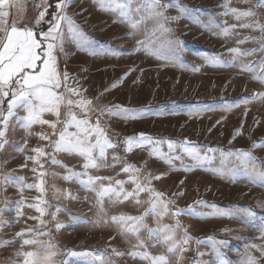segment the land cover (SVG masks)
<instances>
[{
    "label": "rangeland",
    "instance_id": "rangeland-1",
    "mask_svg": "<svg viewBox=\"0 0 264 264\" xmlns=\"http://www.w3.org/2000/svg\"><path fill=\"white\" fill-rule=\"evenodd\" d=\"M166 2L161 0V3ZM49 3V13H52L54 0ZM176 3L180 7L157 9L166 17H179L176 20L151 16L146 0H134L133 9L141 4L144 7L138 13L133 12L130 20H123L118 11L105 10L98 0H74L69 4L67 15L85 36L81 46L65 28L64 50L56 53L59 68L69 73V86L78 88L81 97L92 100L93 107L119 105L135 112L127 117L104 115L100 118L108 138L116 145L107 149L101 167L85 170L83 157L74 153H55L56 159L76 172L87 171L89 176L111 178L86 187L75 179L65 181L62 177L68 174L66 169L51 163L53 149L50 142L41 140L37 133L50 134L52 130L47 125L35 124L31 128L32 134L27 135L22 126L24 121L20 119L26 113L22 109L15 110L8 119L5 137L8 143L0 150V173L23 176L25 184L38 183L39 171L48 173L44 177L42 198L51 207L42 217L46 221L44 225L28 219L39 216L26 205L36 203L33 198L41 193L25 188L23 216L17 219L15 201L21 198L18 189L11 185L0 186V208H4L3 219L9 222L0 229V240H15L0 247V264H23L24 257L17 256V252L40 251L43 255L39 242L55 246V264H100L101 258L111 259L114 264H149L146 260H134L127 255L117 257L112 253L113 248L127 252L131 250L130 244L137 243L135 235H121V226L111 221L112 216L122 215L144 216L143 223L152 229L175 226L178 220L181 227L175 232V240L180 244L187 229V235L192 238L183 245L187 250L180 253L177 249L174 254L167 252L172 242L163 240L164 232H157L152 239L148 238L146 229H141L138 234L147 246L140 251H147L152 256L167 255L170 264H177L178 257L179 264H217L209 237L228 242L221 249L225 264H243L249 256L258 264H264L261 252L264 248L261 232L264 208L258 207V202H264V186L245 178L236 157L227 155L229 152H249L256 158L257 168L264 170V99L254 96L264 93V83L253 78L264 77V52L256 51L232 63L233 54L228 51L230 48L241 51L260 48L264 42V32L260 30L264 27V7L257 8L256 0H176ZM181 8L186 11L182 12ZM232 8L240 12L251 9L255 15L237 20L230 11ZM8 10L9 25L15 22L17 27L47 30L49 16L46 15L39 26L35 24L39 11L43 10L42 0H33L32 4L29 0H15ZM245 23L252 27H240ZM160 24L170 31L159 30ZM231 25L236 27L233 29ZM226 27L230 30L224 35ZM138 41L144 44L140 45ZM145 47L149 51L146 52ZM241 63L251 64L253 71H242ZM8 99L4 98L0 104L5 116ZM65 111L62 106L61 120L66 118ZM73 111L78 118H83L80 109L73 108ZM97 115V112L91 113L93 123ZM133 115L136 118H132ZM43 119L54 120L55 117L45 113ZM60 127L62 125H58L57 132ZM69 131H75V128ZM140 133L153 140L165 141L158 145L161 152L180 159L167 162L152 155L153 145L148 143L126 151V138L138 137ZM56 138L51 137L52 140ZM25 140L24 152L17 151L24 146ZM167 141L174 142L171 153ZM184 141L188 143L182 146ZM254 143L259 146L253 147ZM34 147H42L49 154L40 158L43 169L32 161H27V167H21L27 156L35 155L31 151ZM189 151L199 152L208 159L197 162ZM113 156L119 160L114 166H108L113 165ZM127 165L140 171H122ZM33 167L38 169L37 173L31 171ZM231 170L235 171V179ZM52 172L58 175L53 177ZM157 176L160 178L155 179ZM130 177L162 194L161 201H171L169 214L159 216V206L157 212L150 211L149 201L154 199L150 192H140L138 196L125 199V194L136 188ZM82 179L87 180V176ZM117 180L125 182L119 199L114 194L98 196L101 185H111L121 191V186L115 183ZM67 193L75 198H66ZM5 198L10 201L7 205ZM198 200H204L206 204L194 203ZM57 206L62 211L53 220L51 213ZM242 208L255 212L247 224L232 215ZM177 209L182 210V214L171 215ZM146 210L148 215H144ZM98 219L100 222L96 223ZM105 220L108 222L104 223ZM57 222L64 227L56 230ZM28 228L33 231L26 232L23 238L15 237L16 232ZM41 232L48 234L37 235ZM22 239H35L38 243L21 248ZM70 252L93 255H70Z\"/></svg>",
    "mask_w": 264,
    "mask_h": 264
},
{
    "label": "snow or ice",
    "instance_id": "snow-or-ice-1",
    "mask_svg": "<svg viewBox=\"0 0 264 264\" xmlns=\"http://www.w3.org/2000/svg\"><path fill=\"white\" fill-rule=\"evenodd\" d=\"M74 0H54L55 8L52 13H49V8L51 4L49 0H42L43 10L39 11L38 18L35 24L39 26L45 21L46 15L49 16L47 20L48 27L46 31L40 30L39 27L32 28L28 26L17 27L15 22L11 25L8 23V17L10 15L9 8L13 6L15 0H0V104H3L4 98H9L7 100V116L4 115L3 111L0 110V150H2L5 144L8 143L6 137V131L8 128V119L14 115L15 110L22 109L26 115L20 117L24 121L23 128L27 135H31V128L35 124L47 125L52 131L50 134L37 133L41 140H47L50 142V146L53 149V154L50 156L51 163L54 165H61L67 171V175L62 178L65 181H72L73 179L79 181L80 184L90 187L94 186L98 181L105 179L111 180L110 177H93L85 172H76L67 165H63L60 160L56 159L55 153L65 152L69 154H76L84 159L83 168L85 170L89 168H99L102 166V162L106 160V151L109 148H115L110 139L108 138L104 127L101 126L100 118L104 115H122L127 117L129 114L135 112L132 109L122 108V106H115L114 108H104L99 105L93 107V101L81 97L80 90L76 87H71L68 84L69 73L67 70H61L59 68L57 51L63 52V43L65 39V28L67 33L72 36V38L82 46L85 36L78 25L75 24L72 17L67 15V7ZM101 7L109 11H118L119 15L123 20H130L133 12H140L144 4L139 5L137 8L133 9L131 5L134 0H98ZM147 7L151 9L150 15L157 18H162L164 20L172 19L176 20L179 17H166L163 11H157V9H167L172 6L180 7L176 0H167L166 3H161V0H146ZM256 7H264V0H256ZM181 11H186L181 8ZM230 11L239 20L241 17H249L255 15V13L249 9L248 11L240 12L239 10L232 8ZM227 15V13H225ZM135 27V24H133ZM236 25H231V28H235ZM243 28L252 27L251 24L245 23L240 25ZM258 27H260L258 25ZM159 30L162 32H168L170 29L165 28L163 24L159 25ZM229 28L223 29V34L227 35L229 33ZM261 32H264V27H260ZM156 29H154V32ZM247 39V38H246ZM245 41H238V43H243ZM143 45V41L137 42ZM147 52L148 48H144ZM229 53L233 54L232 63H236L242 56H250L256 51L264 52V42L261 43L259 49H251L248 51H241L239 48H230ZM242 71H253L251 64L241 63ZM254 79H260L261 83H264V77H253ZM115 86V85H113ZM80 97L79 99H73L72 97ZM254 96H259L264 99V93L254 94ZM64 106L66 111L64 113L65 119L61 120V107ZM73 108H78L83 113V118H78L77 114L73 111ZM97 112L95 123L91 120V113ZM45 113L52 114L55 119L47 120L43 119ZM132 118H136L135 115ZM58 125H62L57 132ZM70 128H75V131H69ZM239 132V129L237 130ZM57 137L52 140L51 137ZM145 143L152 144V155H157L160 158L166 159L167 162H171V159H180V157H171L170 155L161 152L158 145L165 143L163 140H153V138L146 136L144 133H140L138 137H127L125 140L126 151H132L134 147H142ZM169 153L174 150V142L167 141ZM188 142L184 141L182 146H185ZM27 145V140L24 141V146L17 149L19 152H24ZM259 145L253 144V147ZM187 150V149H186ZM35 155L27 156L25 158L26 163L21 165V167H27V161H32L34 165H39L40 169H43V164L40 158L49 155L45 152L42 147H34L31 149ZM210 151H214L211 150ZM98 152V155L96 154ZM188 154L197 162L208 159L207 156H201L199 152L189 151ZM228 156H235L240 163V167L243 168L245 173V178H247L251 183L259 182L261 186H264V170L258 169L256 165V158L252 157L249 152L237 151L229 152ZM119 160V157L113 156V165ZM33 173H37L38 169L33 167L31 169ZM124 172H139L140 170L132 165H127L123 167ZM232 171V178L235 179V171ZM48 173L44 171H39L38 173V183L25 184V178L23 176H14L12 172L0 173V186L11 185L18 189L20 193V199L15 201L16 217L19 219L23 216V207L25 206L26 200L23 195L24 189H36L41 193L40 196H36L33 199L36 203H27V207L34 209L39 216H30L28 219L38 220L41 225H44L46 221L42 219L47 213L48 201L43 199L42 196L45 193V183L44 177ZM53 177L58 174L52 172ZM83 176H87V180L82 179ZM159 179L160 177H154ZM130 180L136 185L134 192L126 193L124 198L127 199L129 196L137 195L140 192H150L153 194L154 199L150 200L151 205L150 211L157 212L158 206L160 211L159 216H164L169 214L168 205L171 201H161L160 196L162 194L156 192L154 189L143 186L137 181L135 177H130ZM117 185L121 186V191H117L116 188L109 185L104 187L101 185L98 191V196L103 197L105 195L114 194L118 199L123 191L124 181L117 180L115 182ZM183 183V181H181ZM55 187V185H53ZM57 192L60 190L57 189ZM183 195V193H180ZM71 197L70 193L66 194V198ZM59 198V197H57ZM75 198V197H71ZM10 201L5 198L4 203L7 205ZM137 203H140L137 200ZM196 204H206L204 200L195 201ZM42 205H47L44 207ZM192 205H189L191 208ZM215 208V205H212ZM258 207L264 208V202H258ZM66 210V209H65ZM62 211L61 207L57 206L55 211L51 213L52 219H56V214ZM102 211V209H101ZM4 208H0V229H3L8 225V221L3 219ZM182 214V210L177 209L175 212L171 213L173 216H179ZM148 215V211L144 213ZM233 217L239 220L242 224H247L252 217L255 216V212L249 208L236 209L232 213ZM77 219V218H74ZM144 216H112L111 221L119 226H121V235H135L137 243L130 244L129 251H119L116 248L112 249V253L117 257H124L125 255L131 257L132 259L139 258L140 260L149 261V264H170L169 257L167 255L152 256L147 251H140L139 249H144L147 246L144 241L140 239L139 232L141 229H146L148 232V238L152 239L156 236L157 232H164L165 235L163 240L165 242L171 241V245L167 248L169 254L176 253L179 249L180 253H183L187 249L183 247L190 242L192 239L187 235V229L184 230V238L182 244L175 240V232L180 229L181 225L177 220L175 226L164 225L160 229L148 228L147 225L143 223ZM99 219L96 223H99ZM108 221L105 220L104 223ZM131 222V223H129ZM54 227L56 230L64 227L62 223H55ZM33 230L31 228L22 229L15 233V237L23 238L27 233H31ZM262 234H264V228L261 229ZM46 232L37 233V235H47ZM212 240L213 251L216 254L217 264H225L222 259L221 249L228 243L225 240L216 241ZM15 240H0V247L10 245L14 243ZM38 241L35 239H22L21 248L25 245L37 244ZM43 248V255L40 251H27V252H17V256H23V264H55L54 257L57 253L54 251V245L51 243L39 242ZM200 243V241H197ZM251 247H257L256 245H251ZM262 255H264V248L261 249ZM70 255H85L90 256L92 253H75L70 252ZM180 257L177 258V264H179ZM100 264H114L111 259L101 258ZM243 264H258V261L249 256L243 262Z\"/></svg>",
    "mask_w": 264,
    "mask_h": 264
},
{
    "label": "built area",
    "instance_id": "built-area-1",
    "mask_svg": "<svg viewBox=\"0 0 264 264\" xmlns=\"http://www.w3.org/2000/svg\"><path fill=\"white\" fill-rule=\"evenodd\" d=\"M30 1V4H32L33 3V0H29Z\"/></svg>",
    "mask_w": 264,
    "mask_h": 264
},
{
    "label": "water",
    "instance_id": "water-1",
    "mask_svg": "<svg viewBox=\"0 0 264 264\" xmlns=\"http://www.w3.org/2000/svg\"><path fill=\"white\" fill-rule=\"evenodd\" d=\"M139 136V135H138Z\"/></svg>",
    "mask_w": 264,
    "mask_h": 264
}]
</instances>
